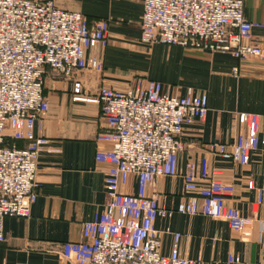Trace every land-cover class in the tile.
Segmentation results:
<instances>
[{
    "label": "built area",
    "instance_id": "2783aa9c",
    "mask_svg": "<svg viewBox=\"0 0 264 264\" xmlns=\"http://www.w3.org/2000/svg\"><path fill=\"white\" fill-rule=\"evenodd\" d=\"M141 41L177 45L190 51L232 53L237 58L264 57L263 43H255L253 30L264 22L245 16V0H143ZM109 22L91 25L77 10L62 8L54 0H0V241L5 240L6 216L29 217L38 198L39 156L49 140L36 133L49 112L45 95L48 70L72 80V100L98 104L108 130L98 135L107 150L98 149L96 160L109 164L105 175L103 211L83 223L82 239L63 244L61 255L70 264H199L180 251L182 235L173 233L169 255L161 249L155 228L158 217L175 212L203 214L227 222L245 238L257 225V242L264 247V217L243 215L227 203L235 186L202 171L189 162L183 173L184 189L192 196L176 209L162 206L147 189L160 176L179 174L178 155L184 149L185 126L202 120L208 95L189 89L186 96L169 93L159 81L137 78L126 89L103 85L89 95L77 72H102ZM89 52H91L89 54ZM238 72V68L234 69ZM264 115L241 112L245 132L223 155L248 165L254 153L264 154ZM7 138L27 141L24 148L6 146ZM131 175L138 178L136 194L121 191ZM255 189L254 181L248 182ZM257 203L264 205V188L257 189ZM230 255L226 264L239 263Z\"/></svg>",
    "mask_w": 264,
    "mask_h": 264
},
{
    "label": "crops",
    "instance_id": "0c3cea01",
    "mask_svg": "<svg viewBox=\"0 0 264 264\" xmlns=\"http://www.w3.org/2000/svg\"><path fill=\"white\" fill-rule=\"evenodd\" d=\"M54 1L62 8L80 11L91 25L109 22L107 46L93 51L103 58V71L85 69L76 74L89 95H95L103 85L126 89L137 78L159 81L169 93L180 97L189 89L208 95L206 116L186 125L181 136L184 149L178 155L179 174L160 176L147 194L167 208L176 209L188 201L192 194L185 192L183 173L192 161L199 172L206 165L209 174L234 184V193L227 196L229 205L245 216L264 217V205L257 203V189L264 188V154L254 153L248 165H240L222 151L246 131L239 113L264 115V57L239 59L232 53L144 44L140 25L143 0ZM245 16L264 22V0H245ZM253 36L255 43H263L264 28H254ZM44 90L49 112L36 133L49 140V147L39 156L38 198L29 217H5L0 264H70L61 255L63 244L81 240L83 223L104 209L109 164L97 161L96 153L107 150L110 143L98 140L99 133L108 130L100 106L73 101L72 80L54 71L48 70ZM19 144L24 148L27 141ZM249 181H254L255 189L248 187ZM138 188L137 176L131 175L120 189L136 194ZM167 227L182 235L181 253L198 259L199 264H226L230 255L240 258L234 264H264L256 224L252 236L245 238L227 222L203 214L175 212L171 218L158 217L155 228L164 255L174 246L173 233L164 232Z\"/></svg>",
    "mask_w": 264,
    "mask_h": 264
},
{
    "label": "trees",
    "instance_id": "16d2710c",
    "mask_svg": "<svg viewBox=\"0 0 264 264\" xmlns=\"http://www.w3.org/2000/svg\"><path fill=\"white\" fill-rule=\"evenodd\" d=\"M20 141H24V140H19V139H14V138H7L6 142L4 143V145L6 146H17L20 147Z\"/></svg>",
    "mask_w": 264,
    "mask_h": 264
}]
</instances>
